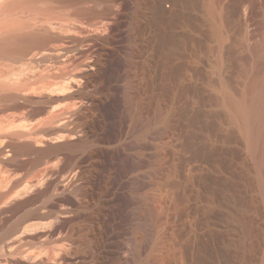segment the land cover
Segmentation results:
<instances>
[{
	"label": "rangeland",
	"instance_id": "1",
	"mask_svg": "<svg viewBox=\"0 0 264 264\" xmlns=\"http://www.w3.org/2000/svg\"><path fill=\"white\" fill-rule=\"evenodd\" d=\"M70 7L79 27L61 42L69 56L42 68L66 74L54 96L32 95L24 117L3 113L14 127L1 114L0 235L29 211L78 206L68 179L83 171L93 173L98 200L89 205L90 224L100 225L95 264H264V151L254 152L234 111L246 113L264 66V0H78ZM128 93L150 124L145 135L133 127ZM49 112L67 115L51 125ZM85 122L96 126L90 149L55 143ZM25 131L32 139L16 136ZM49 221L32 220L24 236L38 264L51 261ZM22 258L15 263L29 264Z\"/></svg>",
	"mask_w": 264,
	"mask_h": 264
},
{
	"label": "bare ground",
	"instance_id": "2",
	"mask_svg": "<svg viewBox=\"0 0 264 264\" xmlns=\"http://www.w3.org/2000/svg\"><path fill=\"white\" fill-rule=\"evenodd\" d=\"M165 1L167 0H161V4L164 3ZM77 2L78 0H0V119H1V114L3 113L9 114L8 116H10V118L13 117L14 119L21 116L23 117L26 116V112L23 111L22 109L26 107L27 104H29L27 105L29 107L33 103H35L33 99H31L32 95L34 94L38 95L37 94L38 92H40V95L42 94L45 95L44 93H46V95L47 93L50 94L52 93V91L56 90V88H53L54 86L57 85L59 86L61 84V83L57 84L55 83V81L60 82L59 80H62L66 74H63V72L62 73L59 72L60 74H55L56 72L53 74L52 73L48 74L46 73L47 71H45L48 68H45V70L42 68L43 66H47L48 64L53 65L59 60L64 61V59L69 56V52H70V49L68 48L69 45L66 46L65 43L63 44L61 42L62 41L64 42L65 39H67L70 35H73V33L76 30H78L79 19L74 18L75 20H77V23L73 22L74 20H72L73 18L72 16L74 15L67 12L68 8L71 5L74 4L76 5ZM262 58L264 60V56ZM93 69H94V63L89 64L88 70L90 71ZM58 71L59 70H57V72ZM255 79H254L255 81L254 80L253 82L251 81L252 82L251 87L248 86L250 87L249 90L250 94L248 97L249 100L247 101L248 108L246 113L244 110L243 112L241 111L242 107L241 108L240 106L236 107L235 104H233L232 106L231 105L232 101L229 104L232 106V108H234L235 105L236 109H234V111L236 110L240 114L238 115V113H236V115L239 116L240 121L243 120L241 123L243 124L244 122V128L246 127L248 136H250L251 138L252 141L251 144L253 146L252 148L254 149V152L260 153L257 151H259L260 149L262 152L264 151V66L260 75ZM128 96H129V101L132 103L133 106V115H132L133 127L135 129H138L142 135H145L150 129V124L146 121V117L140 106V100L136 94L131 95L128 93ZM52 101L44 102V104L45 105L49 104L50 107ZM227 101H228V97H227ZM40 102L38 100L36 102V105L41 104L42 106V103ZM17 103H21V105H16ZM17 110L23 111L20 113L21 116L15 114V111ZM67 111L69 110L67 109ZM62 114L61 115L56 114V116L54 114L53 115L50 114V116L46 120L47 122L49 121L51 125L53 123L55 124V122L57 123L62 121V117L64 118V116L67 115L66 114L63 116ZM2 116L5 117L4 114ZM8 116L5 117L6 121L10 119ZM14 121H10L7 124L14 127V124L16 123ZM76 123L78 124V121ZM92 124L91 122L81 123L79 125L80 127L79 129L73 128L72 130H70L65 134H62L61 131L60 133L62 135H58L57 138L54 137L56 141L55 143L61 142L63 144L60 145L59 147L66 148L69 150H80V149L89 148V144H90L89 141L94 136L93 132L94 134L96 133L95 132L96 130L93 131L94 127L96 126L93 127ZM44 125L41 126L42 129ZM48 125L49 124H47V127ZM6 126L8 128V125ZM57 131L59 130H56V132ZM5 133L4 135L7 134ZM33 135L34 133H26V131L24 133L21 132L16 134V136L18 138H22V140L24 138L32 139ZM49 151H46V154L55 153L54 152L55 149L54 150L51 149L52 152L50 153ZM57 152L58 151H56V153ZM93 179H94L93 173L91 178H89V176L87 177L83 171H80L78 175H75V177L69 176L68 179L69 187L75 189L77 188L78 196L81 197V201L78 206H75L71 209L69 208L70 210L63 209L60 211H57V209L54 206H52L48 214L46 215H42L39 211H29L26 214L20 216L18 219L14 220L13 222L9 221L10 224L8 223V226L5 229V231L3 229L4 232L2 236L0 235L1 236L0 264H16L15 260H17L18 257L19 258L24 257L25 259L27 258L29 260V264H38V259L40 260V257L37 256L38 254L37 255L30 254V250H32V247L30 245L31 242L26 241L24 236L29 231L28 229L31 227V225H29L31 221L39 218L50 220L49 221L50 231L47 237V246H46L49 251V254L53 257L51 258L50 256L51 259L50 264H95L96 263L95 255L100 249L101 236L95 233V230L97 232H100V225L98 227V225L93 226L92 224H90V217L93 211L92 210L90 211L89 205H93L94 207L95 205L98 206V202H97L98 200H95L94 198L95 196L93 192L94 187L92 186ZM99 209L101 211L103 210L102 207H100ZM104 211L105 210H103V212ZM68 217H70L69 220L65 221L61 229L56 227L57 222L55 220H57L58 218H63L64 220L65 218L68 219ZM152 221H153L152 224L153 231L155 235H158L160 232L159 217L154 216L153 214ZM40 225H42V222ZM57 225L60 226L59 223ZM147 228L148 227L144 222L143 224L142 223L140 224L139 228H137L138 229L136 232L137 240L135 244L136 251H138V249L141 247V244L145 240L146 237L145 233L147 232ZM27 234L28 236L30 235L29 233Z\"/></svg>",
	"mask_w": 264,
	"mask_h": 264
},
{
	"label": "water",
	"instance_id": "3",
	"mask_svg": "<svg viewBox=\"0 0 264 264\" xmlns=\"http://www.w3.org/2000/svg\"><path fill=\"white\" fill-rule=\"evenodd\" d=\"M46 156H51V155H46Z\"/></svg>",
	"mask_w": 264,
	"mask_h": 264
}]
</instances>
